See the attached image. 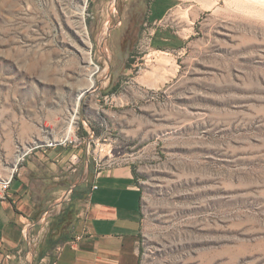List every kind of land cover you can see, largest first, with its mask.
<instances>
[{"label": "rangeland", "instance_id": "1", "mask_svg": "<svg viewBox=\"0 0 264 264\" xmlns=\"http://www.w3.org/2000/svg\"><path fill=\"white\" fill-rule=\"evenodd\" d=\"M151 2L0 0V183L50 214L25 245L90 169L132 165L140 264H264V0Z\"/></svg>", "mask_w": 264, "mask_h": 264}, {"label": "crops", "instance_id": "2", "mask_svg": "<svg viewBox=\"0 0 264 264\" xmlns=\"http://www.w3.org/2000/svg\"><path fill=\"white\" fill-rule=\"evenodd\" d=\"M150 11L156 22L168 12L158 0H152ZM135 173L132 165L90 169L67 196L78 207L51 219L56 232L63 224L58 239L50 227L51 234L34 250L25 245L26 233L50 214H38L26 179L14 177L7 199L0 200V264H140L143 195Z\"/></svg>", "mask_w": 264, "mask_h": 264}, {"label": "built area", "instance_id": "3", "mask_svg": "<svg viewBox=\"0 0 264 264\" xmlns=\"http://www.w3.org/2000/svg\"><path fill=\"white\" fill-rule=\"evenodd\" d=\"M68 140H69L68 138L60 139L55 142L47 143L46 146L50 148L56 147V146H62V145L67 144ZM15 173H16V170L11 174V176H9L7 179H5L4 181L0 183V200L4 199L6 194L10 191L12 182L15 177Z\"/></svg>", "mask_w": 264, "mask_h": 264}, {"label": "bare ground", "instance_id": "4", "mask_svg": "<svg viewBox=\"0 0 264 264\" xmlns=\"http://www.w3.org/2000/svg\"><path fill=\"white\" fill-rule=\"evenodd\" d=\"M111 27V26H110ZM106 32V31H105ZM108 32V31H107ZM103 47V46H102ZM88 91H82V93L79 96V100L82 99V97L85 95V93H87ZM73 131V130H72ZM72 133H69L68 135L70 136Z\"/></svg>", "mask_w": 264, "mask_h": 264}, {"label": "trees", "instance_id": "5", "mask_svg": "<svg viewBox=\"0 0 264 264\" xmlns=\"http://www.w3.org/2000/svg\"><path fill=\"white\" fill-rule=\"evenodd\" d=\"M135 171V170H134ZM136 174V176L138 177V174L137 173H135Z\"/></svg>", "mask_w": 264, "mask_h": 264}]
</instances>
